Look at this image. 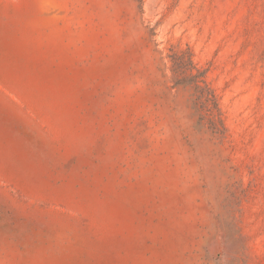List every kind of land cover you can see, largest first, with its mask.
I'll return each mask as SVG.
<instances>
[{
	"label": "rangeland",
	"instance_id": "1",
	"mask_svg": "<svg viewBox=\"0 0 264 264\" xmlns=\"http://www.w3.org/2000/svg\"><path fill=\"white\" fill-rule=\"evenodd\" d=\"M0 264H264V0H0Z\"/></svg>",
	"mask_w": 264,
	"mask_h": 264
},
{
	"label": "trees",
	"instance_id": "2",
	"mask_svg": "<svg viewBox=\"0 0 264 264\" xmlns=\"http://www.w3.org/2000/svg\"><path fill=\"white\" fill-rule=\"evenodd\" d=\"M195 85H196V88H197V89H202V88L200 87V83H199V82H197ZM212 100H213V99H210V102H212ZM207 102H208V101H207Z\"/></svg>",
	"mask_w": 264,
	"mask_h": 264
}]
</instances>
